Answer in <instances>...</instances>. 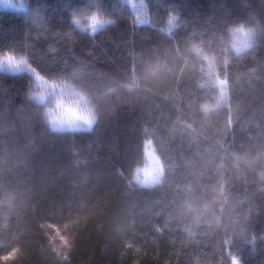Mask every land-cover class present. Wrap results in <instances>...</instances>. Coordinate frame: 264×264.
<instances>
[{"label":"trees","instance_id":"16d2710c","mask_svg":"<svg viewBox=\"0 0 264 264\" xmlns=\"http://www.w3.org/2000/svg\"><path fill=\"white\" fill-rule=\"evenodd\" d=\"M15 1L0 57L31 73L0 70V264H264V0ZM68 95L91 129L51 126Z\"/></svg>","mask_w":264,"mask_h":264},{"label":"rangeland","instance_id":"374dc122","mask_svg":"<svg viewBox=\"0 0 264 264\" xmlns=\"http://www.w3.org/2000/svg\"><path fill=\"white\" fill-rule=\"evenodd\" d=\"M0 4L6 10L12 11H23L25 7L20 1L15 0H0ZM105 24L102 22H93V29L103 27ZM14 57L8 55L0 57V70L12 72V73H31V69L24 66V63L13 60ZM38 82L41 83V79L37 78ZM42 85V84H41ZM44 98L48 97L51 100L50 94L51 89L48 84L45 83ZM55 107H52L50 117L51 126L55 130H86L91 129L95 122V116L91 115V111L83 103L82 100H73L71 96L59 99V102L55 101ZM151 143L146 144V159L147 162L143 168H141L136 175L137 182L140 185H155L157 184L162 176V163L156 157L151 149ZM48 235L50 236L51 242L55 245L56 249L60 252L69 250L70 246L67 242L62 231L54 226L49 225L47 227Z\"/></svg>","mask_w":264,"mask_h":264},{"label":"bare ground","instance_id":"6f19581e","mask_svg":"<svg viewBox=\"0 0 264 264\" xmlns=\"http://www.w3.org/2000/svg\"><path fill=\"white\" fill-rule=\"evenodd\" d=\"M131 5V4H130ZM141 7V6H140ZM105 19V18H104Z\"/></svg>","mask_w":264,"mask_h":264}]
</instances>
